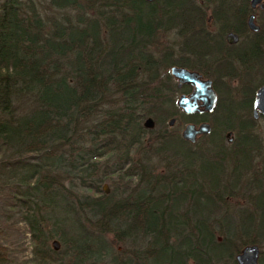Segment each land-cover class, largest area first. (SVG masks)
Masks as SVG:
<instances>
[{"label":"trees","instance_id":"16d2710c","mask_svg":"<svg viewBox=\"0 0 264 264\" xmlns=\"http://www.w3.org/2000/svg\"><path fill=\"white\" fill-rule=\"evenodd\" d=\"M214 1L221 31L246 30L247 0L230 14L220 10L229 0ZM46 4L0 2V220L27 227L31 257L20 264H236L241 248L264 235V209L252 230L228 225L225 209L216 208L225 200L218 193L235 186L203 179L206 166L225 170L182 137L183 155L170 146L173 137L159 138L153 153L171 151L183 165L173 161L154 176L141 122L161 111L164 90L177 89L169 73L161 76L148 42L157 30L177 31L178 57L165 55L163 63L201 69L212 49L203 34L206 7L190 0ZM248 50L241 64L250 79L264 63L258 46ZM245 132L243 143L252 146ZM116 175L137 179L117 199L101 186ZM5 251L0 243V264H13Z\"/></svg>","mask_w":264,"mask_h":264},{"label":"rangeland","instance_id":"374dc122","mask_svg":"<svg viewBox=\"0 0 264 264\" xmlns=\"http://www.w3.org/2000/svg\"><path fill=\"white\" fill-rule=\"evenodd\" d=\"M1 1L2 0H0V2ZM243 1L244 0H232V2L235 4L242 3ZM42 2L43 7L47 8V0H42ZM197 4L201 7H205L206 0L197 2ZM47 12L52 13L51 11ZM255 13L256 22L264 26V12L256 10ZM207 14H209L208 9ZM210 29L214 30L215 26L211 27ZM246 36L250 37V35L246 33L244 36L245 38H243V40L247 42L249 38ZM153 37L154 38L148 42L149 45L147 44V47L152 53V56L159 62L160 68L163 70L161 72V76L165 77V73H169L171 77L170 83L177 87V80L170 73V67L172 65H165L162 60L165 55L175 60L178 57L179 48L181 47L183 39L178 36V33L175 30L167 31L162 29L157 30ZM237 47H242V45L240 44ZM250 73L253 76L252 79H254L256 82L264 81L263 69H255ZM234 77L239 80L248 78L246 75V69L241 65H237L234 69ZM226 78H230V76ZM223 79H225L223 76L216 77V84H218V88L221 89L222 97H224L226 94L225 90L221 88ZM229 84L233 89L238 88L237 85H239L237 82H229ZM182 92L188 93L190 90H186L184 86L180 89L177 87L175 91L171 92L164 90L163 98L166 103H164L161 107V111L147 115L141 120L143 123L149 116L154 119V127L152 128L153 130L146 129L148 132H145L144 134V141L146 143L145 146L149 147L147 150V164L148 168L152 169L153 173L155 174L154 176H159L160 174L165 173L168 167L175 165L173 164V161H177L175 160V156L173 153H171V151L167 150L166 152L159 154L153 153L155 148L159 145V138L161 140L162 136H171L173 138L170 141V146L173 149H178L180 155H183V152L187 151V146L182 144L176 138L182 137L181 133L186 124L193 123L190 121L191 118L189 119V117L177 106V99ZM222 97V105L220 104V108L215 111V113L198 114L199 116L196 117L199 120L208 122L211 126V132L208 135L199 138V144L196 146V148H208L207 156L210 159L216 160V162L220 164L221 167H223L226 175H223V173L217 167L206 166V170L205 173H203L202 178L206 179L208 182L211 180L213 183L225 178V185H228L230 188L232 186L234 188L235 186V189L233 191L229 190L228 194L225 193L222 195L218 193V197H222L225 200L223 202H218L219 205L216 208L221 207L225 209L223 214L226 215L225 221L228 225H232V227L240 225L246 229L252 230V228L258 224V219H260L259 213L264 209V196H262V193H264V118L259 117L255 120L252 118L251 112L245 113L246 110H242L239 113L234 112V114H237V121L233 118L234 115H231L228 121H226V115L222 110L224 104ZM171 118L175 119L173 126L168 124ZM238 120L241 122H247L248 128L246 129L247 132L245 133L247 136H249L248 141H250L249 138L254 140L252 142L254 143L252 146L250 145V142L247 144L249 146L246 148V150L244 148L242 149V144L246 145L243 143V135H245L244 131L246 130H243V132L240 133ZM222 121H226L225 126H222ZM228 129L233 133L234 144L236 141L241 144L240 149L243 151V153H241L239 150L234 151V144L231 146L228 145V141L225 136L228 132ZM218 136L223 138L224 142L221 143V146L219 147L216 146L217 144L215 143V140ZM244 150L246 151V155H244ZM140 156L142 155L139 154L138 159H140ZM142 157H144V155ZM112 162L113 160L110 161V164H112ZM177 164L183 165V163L180 161H177ZM232 172H234L235 175L231 176ZM233 179H236V181H229ZM233 182L236 185H234ZM104 184L108 185V193L112 192L113 197L117 199L118 196H124L127 194L130 189H135L137 185V179L135 177H117L116 175L104 181L101 185L102 189ZM139 187L143 188L142 183L139 184ZM255 204L258 206V208ZM250 212L257 213L258 216L255 214L251 217H247L246 215H248V213L250 214ZM241 213L246 215L243 217ZM220 216L221 213L217 211L215 216H212V220L219 221ZM217 226L218 228H225V224L222 223L218 224ZM255 236L257 240H259L258 243H255L259 247L258 263L264 264V235L262 237L254 235V237ZM54 239L50 240V245H52V241ZM0 243L7 248V251L5 252L11 256L13 264H20L25 261L28 262L31 257V242L27 232V227L23 222L17 221L16 218H13L8 222H3L0 220ZM213 264L232 263L231 260L228 262L218 260L214 261Z\"/></svg>","mask_w":264,"mask_h":264},{"label":"flooded vegetation","instance_id":"af4514ba","mask_svg":"<svg viewBox=\"0 0 264 264\" xmlns=\"http://www.w3.org/2000/svg\"><path fill=\"white\" fill-rule=\"evenodd\" d=\"M192 2H195L197 4V2H200L202 0H190ZM226 1V0H224ZM248 2L246 3L247 5V11L244 15L245 18V28L246 30L243 31L242 33L237 32L235 29L230 28L227 31H221V26L219 20L217 22V20L215 19V16L213 15V10L216 6V2L213 0L212 3L209 2V0H206V11L208 9V13L206 14L205 17V24H204V28L206 30H204L203 34L205 35V37L207 38V42L209 44L212 45V49L209 48V50H211V52L209 54H207L204 58H202L201 63L203 64V67L201 69L199 68H187L184 66H180V67H184L187 68L191 71H195L197 73L200 74L202 79H208L212 82V88L216 93V106L214 108V110L212 112H201V113H195V114H212L215 113V111H217L220 108V104H221V89L218 88V84H216V77H225V79H223L222 82V87L225 90V96L222 97L223 98V111L226 115V121H228V119L231 117V115H234L233 118L236 119L237 114H234V112H240L242 110H246L245 113L251 112L252 118L253 119H258L259 117L264 118V114L257 110L256 112V116H254V100L256 98V93L258 91V89L264 84V81H258L256 82L254 79L252 78H246V79H236L234 77V69L237 65H241V58H246L248 57V44H253L254 46H258L260 53L262 54V58L259 60L260 65H263L264 63V26L260 25L256 22V10H260L261 12H264V0H260L257 3H255L254 6H252L251 4V0H247ZM229 4L230 6L226 9V6L224 7V9H220L221 11L225 10V12L227 11V13H231V11H233V9H235L237 6L239 7L241 5V3L235 4L234 2H232V0H229ZM200 6V5H199ZM230 10V11H229ZM250 16H253V23L254 25L258 26V30H252L249 26H248V19ZM224 17H220L221 21L223 20ZM234 17H231L229 20V22H231L233 20ZM214 30H211V27H214ZM249 34L250 37L246 36L249 38V40L246 42L245 40H243V38H245V34ZM229 34H233L236 36V40L235 42H229L228 41V35ZM247 39V38H246ZM242 45V47H237L238 45ZM231 50V52H235L236 54H230L227 53V51ZM251 55V54H250ZM193 61V59L191 60ZM172 66H178V65H172ZM171 66V67H172ZM170 67V68H171ZM243 67V66H242ZM212 70V72H211ZM253 71V70H252ZM216 75V76H215ZM230 78H226L229 77ZM232 77V78H231ZM225 80V81H224ZM229 82H237L239 83L238 88L233 89L232 86L229 84ZM260 82V83H259ZM178 84V81H177ZM183 86H189L190 87V92L188 93H184L186 95L190 94L191 91L193 90V88L188 85V84H183L181 87ZM180 89V88H179ZM183 93V92H182ZM199 104H201V102H199ZM222 105V104H221ZM222 107V106H221ZM194 114V115H195ZM226 121H222L223 124L222 126L226 125ZM237 121V119H236ZM239 121V128L240 129H247V122H241ZM205 122L204 120H200L199 122H193V124H195L196 126H198L200 123ZM235 122V121H234ZM208 123V122H207ZM210 132H211V126H210ZM209 132V133H210ZM230 132V135H228L227 133ZM207 134H199L196 136V141L194 143L189 142V144L191 145H196L198 146V140L199 138H201L202 136H206ZM226 133V139L228 141V145L231 146L234 144V136L231 130H228V132ZM249 145H243L242 144V149L244 148L246 150V148H248ZM233 149L234 151L239 150L241 153H243V151L240 149L241 148V144L240 143H235L233 145ZM239 148V149H238ZM197 151L201 152V154L203 155H207V151L208 148H200V149H196ZM222 150V149H220ZM244 150V155H246V151ZM210 152V151H209ZM240 153V155H241Z\"/></svg>","mask_w":264,"mask_h":264},{"label":"water","instance_id":"95a60500","mask_svg":"<svg viewBox=\"0 0 264 264\" xmlns=\"http://www.w3.org/2000/svg\"><path fill=\"white\" fill-rule=\"evenodd\" d=\"M152 1V0H147ZM260 0H251L252 6ZM248 26L252 30H258V26L253 23V16L248 19ZM236 36L233 34L228 35L229 42H235ZM171 75L178 81L177 87L181 88L183 84L190 85L193 90L190 94H180L177 99V106L187 115H193L195 113H201L204 111L212 112L216 106V93L212 88V82L208 79H202L200 74L191 71L187 68L180 66H172L170 68ZM201 102V104H199ZM257 110L264 114V84L258 89L256 98L254 100V116H256ZM175 122L174 118H171L168 122L170 126H173ZM145 128L151 129L154 127V119L149 116L144 122ZM210 132V124L207 122L200 123L196 126L193 123H188L184 127L181 136L188 142L194 143L196 136L199 134H207ZM230 135V132L227 133ZM103 190L108 193V185H103ZM52 247L54 250L60 248V243L57 239L52 241ZM259 247L256 244H248L240 253L235 257L236 264H259Z\"/></svg>","mask_w":264,"mask_h":264},{"label":"bare ground","instance_id":"6f19581e","mask_svg":"<svg viewBox=\"0 0 264 264\" xmlns=\"http://www.w3.org/2000/svg\"><path fill=\"white\" fill-rule=\"evenodd\" d=\"M182 94V93H181ZM187 115V114H186Z\"/></svg>","mask_w":264,"mask_h":264}]
</instances>
